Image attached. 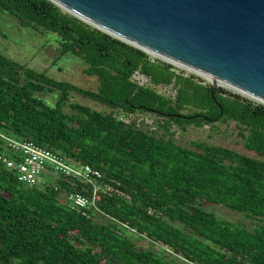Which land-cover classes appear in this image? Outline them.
<instances>
[{
  "label": "trees",
  "instance_id": "1",
  "mask_svg": "<svg viewBox=\"0 0 264 264\" xmlns=\"http://www.w3.org/2000/svg\"><path fill=\"white\" fill-rule=\"evenodd\" d=\"M0 12L22 27L55 34L56 59L79 57L97 80L96 90L84 89L0 53V132L102 173L96 207L76 209L67 196L91 198V186L83 190L61 175L27 187L0 164V264H264L263 104L222 87L212 98L209 84L50 0H0ZM135 72L152 85H172L174 98L139 84ZM72 93L110 110L71 101ZM120 115L136 117L125 123ZM231 120L254 155L175 141L186 125ZM106 184L123 195L107 194ZM208 205L259 223L249 228Z\"/></svg>",
  "mask_w": 264,
  "mask_h": 264
},
{
  "label": "water",
  "instance_id": "2",
  "mask_svg": "<svg viewBox=\"0 0 264 264\" xmlns=\"http://www.w3.org/2000/svg\"><path fill=\"white\" fill-rule=\"evenodd\" d=\"M50 1L151 56L212 78V98L218 81L264 105V0Z\"/></svg>",
  "mask_w": 264,
  "mask_h": 264
},
{
  "label": "rangeland",
  "instance_id": "3",
  "mask_svg": "<svg viewBox=\"0 0 264 264\" xmlns=\"http://www.w3.org/2000/svg\"><path fill=\"white\" fill-rule=\"evenodd\" d=\"M57 48L58 42L55 34L50 32L40 33L31 28L22 27L13 17L0 12V53L24 63L35 70L46 71L48 75L55 79L69 81L84 89L96 90L97 80L95 77L89 76L84 72V61L71 54H66L57 60ZM151 57L153 59H158L154 56ZM173 66L178 73H182L185 76H194L196 80L210 85V82L203 76L185 68ZM133 78L144 85L154 87L158 93L166 96H173L175 94L172 85H152L147 77L137 72L133 74ZM218 87L222 86H217V88ZM222 88L239 94L228 88ZM241 96L248 98L244 95ZM43 97L49 103L55 102V96L52 94H45ZM70 99L71 101L89 105L100 111L110 110L109 107L76 93H72ZM67 110L69 111L68 108ZM185 127V130L179 129L175 134V141L183 146L189 147L191 141L207 142L209 144L232 148L241 153L254 155L253 152L245 149L243 139L238 136L235 121L231 120L225 123L216 122L214 124H203L201 126L189 124ZM49 176L50 173L44 174V178L46 179H49ZM207 208L214 211L221 218L241 220L249 228H253L259 223L257 220L246 218L243 214L225 208L211 205H208Z\"/></svg>",
  "mask_w": 264,
  "mask_h": 264
},
{
  "label": "built area",
  "instance_id": "4",
  "mask_svg": "<svg viewBox=\"0 0 264 264\" xmlns=\"http://www.w3.org/2000/svg\"><path fill=\"white\" fill-rule=\"evenodd\" d=\"M174 96L175 94L172 97L174 98ZM134 117L136 116L120 115L119 119L130 123ZM140 120L149 125L153 124L151 116H141ZM0 138L4 140V150L0 151V164L15 171L19 182L27 187H32L41 185L47 180L44 178L45 173H50L49 179L61 175L69 176L74 184H81L83 190H85V186H91L93 192L91 198L83 193H70L67 196L69 204L76 209L96 207L95 195L100 188L99 180L102 178L100 170L90 165H73L60 153L41 147L33 141L16 139L3 132H0ZM104 189L107 194L119 193L123 195V192L116 189L114 185L106 184ZM164 248L166 247L164 246Z\"/></svg>",
  "mask_w": 264,
  "mask_h": 264
},
{
  "label": "bare ground",
  "instance_id": "5",
  "mask_svg": "<svg viewBox=\"0 0 264 264\" xmlns=\"http://www.w3.org/2000/svg\"><path fill=\"white\" fill-rule=\"evenodd\" d=\"M207 80H208L210 83L213 81L212 78H208V77H207ZM217 83H218L219 85L225 87V88H228V89H230V90H233V91L239 92V91H237L236 89L232 88L231 86H228V85H226V84H223L222 82H218V81H217ZM241 94L244 95V96H247V94H244V93H241Z\"/></svg>",
  "mask_w": 264,
  "mask_h": 264
}]
</instances>
